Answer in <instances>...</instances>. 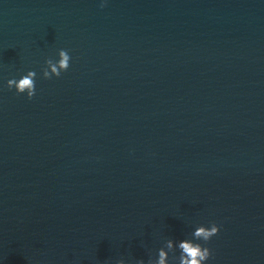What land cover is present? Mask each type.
<instances>
[{"label":"water","instance_id":"water-1","mask_svg":"<svg viewBox=\"0 0 264 264\" xmlns=\"http://www.w3.org/2000/svg\"><path fill=\"white\" fill-rule=\"evenodd\" d=\"M65 47L0 87V264H148L210 223L209 264H264V3L0 0V85Z\"/></svg>","mask_w":264,"mask_h":264},{"label":"clouds","instance_id":"clouds-1","mask_svg":"<svg viewBox=\"0 0 264 264\" xmlns=\"http://www.w3.org/2000/svg\"><path fill=\"white\" fill-rule=\"evenodd\" d=\"M264 3V0H260ZM100 9L105 8L109 0H97ZM73 54L69 48H60L55 56L44 60L43 66L36 71L28 70L18 77H13L4 82L0 87L14 91L17 96H24L31 100L36 94L37 79L49 80L60 77L72 67ZM220 226L216 223L208 225H195L189 237L181 240L168 239L163 247L156 252L155 259L149 257L148 264H209L212 251L207 243L220 233ZM169 253H172L171 258ZM120 264H123L121 261ZM137 264H144L143 260Z\"/></svg>","mask_w":264,"mask_h":264}]
</instances>
